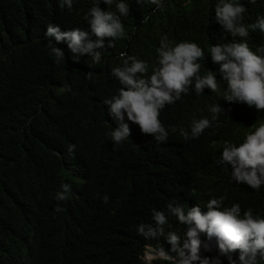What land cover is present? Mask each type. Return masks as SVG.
<instances>
[{
  "label": "trees",
  "instance_id": "16d2710c",
  "mask_svg": "<svg viewBox=\"0 0 264 264\" xmlns=\"http://www.w3.org/2000/svg\"><path fill=\"white\" fill-rule=\"evenodd\" d=\"M94 2L74 0L68 9L60 0H0V264H144L139 254L146 243L169 251L168 233L184 236L167 205L175 201L187 212L197 204L184 187L195 174L186 181L152 171H134L127 179L123 172L99 176L88 162L94 135L87 128L96 122L100 100L115 78L112 70L123 66L124 58L152 64L165 35L172 46L209 32L228 35L215 21L219 0H164L159 11L127 0L129 15L121 16L125 35L102 53L99 64L87 56L75 61L65 49V61L57 65L48 54L44 26L88 30L85 17ZM240 2L246 9L242 23L264 16V0ZM99 6L116 10L115 4ZM65 84L70 92L61 91ZM256 121L264 123V110L253 113ZM65 183L71 192L57 201L55 193ZM214 192L230 195L227 205L238 203L242 211L264 210V186L243 184L230 194L221 179ZM153 210L164 211L168 222L163 236L148 240L137 228L155 226ZM203 242L211 250L202 248V256L218 254L214 241Z\"/></svg>",
  "mask_w": 264,
  "mask_h": 264
},
{
  "label": "clouds",
  "instance_id": "9594fccd",
  "mask_svg": "<svg viewBox=\"0 0 264 264\" xmlns=\"http://www.w3.org/2000/svg\"><path fill=\"white\" fill-rule=\"evenodd\" d=\"M73 3L60 0V7L71 9ZM101 3L115 4L116 10H102ZM135 3L154 5L153 11L164 7V0ZM129 10L127 0H95L85 17L88 30L46 24L48 54L57 65L65 61V49L75 61L87 56L99 64L102 53L125 35L121 16ZM245 11L240 0H219L215 21L228 35L209 32L175 46L165 35L152 64L124 58L123 66L112 70L115 78L100 100L96 122L87 128L94 135L88 162L103 178L123 172L127 179L134 171L183 181L197 177L184 186L197 204L187 212L175 201L167 205L184 236L169 232V251L146 243L139 254L144 264H264V210L242 211L238 203L227 205L230 195L214 192L221 179L230 194L243 184L264 186V123L252 122L256 109L264 110V16L247 25ZM61 91L71 88L65 84ZM70 192L71 185L62 184L55 199L64 201ZM152 220L155 226L137 228L148 240L163 236L168 222L164 211L153 210ZM203 240L215 242L216 256L201 255L202 248L211 250Z\"/></svg>",
  "mask_w": 264,
  "mask_h": 264
},
{
  "label": "rangeland",
  "instance_id": "374dc122",
  "mask_svg": "<svg viewBox=\"0 0 264 264\" xmlns=\"http://www.w3.org/2000/svg\"><path fill=\"white\" fill-rule=\"evenodd\" d=\"M151 264H153V262H151Z\"/></svg>",
  "mask_w": 264,
  "mask_h": 264
}]
</instances>
